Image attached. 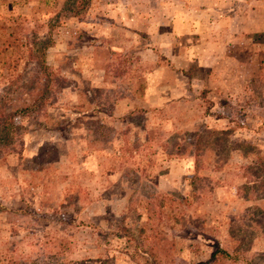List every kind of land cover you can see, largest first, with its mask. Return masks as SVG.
<instances>
[{"label":"rangeland","instance_id":"1","mask_svg":"<svg viewBox=\"0 0 264 264\" xmlns=\"http://www.w3.org/2000/svg\"><path fill=\"white\" fill-rule=\"evenodd\" d=\"M0 96V264H264V0H0Z\"/></svg>","mask_w":264,"mask_h":264},{"label":"trees","instance_id":"2","mask_svg":"<svg viewBox=\"0 0 264 264\" xmlns=\"http://www.w3.org/2000/svg\"><path fill=\"white\" fill-rule=\"evenodd\" d=\"M47 47L48 44L42 49H46ZM14 81L15 79L13 77H10V79L8 80L7 87L8 86L10 87V85H12ZM7 87L6 89H8ZM3 98L4 96H0V100H3ZM221 133H225V131L222 130ZM233 144H235V142H233ZM153 260L154 262H152V264H163V260L160 258L154 257ZM196 264H253V263L251 261L241 259L236 253L230 252L222 246L215 245L213 246L210 252L209 258L205 261L198 262Z\"/></svg>","mask_w":264,"mask_h":264}]
</instances>
